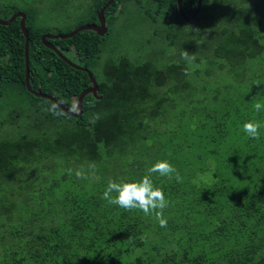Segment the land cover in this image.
I'll use <instances>...</instances> for the list:
<instances>
[{"label": "trees", "instance_id": "1", "mask_svg": "<svg viewBox=\"0 0 264 264\" xmlns=\"http://www.w3.org/2000/svg\"><path fill=\"white\" fill-rule=\"evenodd\" d=\"M211 1L217 11L208 24L200 17L208 6L203 0L189 22L179 17L176 0H113L103 12L102 37L82 31L46 40L97 85L100 98L83 97L78 118L25 90L18 19L0 26V98L21 93L30 108L24 116L11 110L5 122L0 116V264H264V128L258 140L242 131L248 120L264 123V111L254 110L256 102L264 104V44L255 33L259 7L249 0ZM106 2L87 0V13L74 29L96 25ZM195 4L180 0L183 14L189 17ZM127 6L149 24L147 43L157 45L141 60L115 55L106 43ZM16 12L25 16L28 86L77 113V97L90 85L87 74L40 43L43 34L71 30L37 27L30 7L0 8V19ZM183 51L195 60L182 59ZM103 52L109 61H100ZM96 114L99 119L90 123ZM20 116L32 129L52 130L36 137L5 132ZM137 141V150L128 149ZM114 158L122 160L105 179L100 173ZM159 159L183 177L177 183L153 175L170 202L166 228L101 198L110 179L138 180ZM56 162L69 188L59 198L52 192L60 183L50 174ZM89 175L99 178L90 190L74 188Z\"/></svg>", "mask_w": 264, "mask_h": 264}, {"label": "rangeland", "instance_id": "2", "mask_svg": "<svg viewBox=\"0 0 264 264\" xmlns=\"http://www.w3.org/2000/svg\"><path fill=\"white\" fill-rule=\"evenodd\" d=\"M249 3H254L259 7L256 13V16L261 21V26L258 27V31L255 29L256 35L259 37V42L264 44V0H249ZM204 5L207 8L201 12L200 17H204L206 23L210 24L211 20L213 19L214 13L217 11L215 5H212L211 0H203ZM8 5H14L16 8L20 7H30L33 9V23L37 25V27L48 28L53 33H57L60 30L62 31H72L74 30V26L76 23V19L83 17L87 13V0H0V8H5ZM1 16V15H0ZM199 22H195L197 24ZM202 20L200 22V27L203 26ZM149 24L144 23L138 16V14H134L130 6L126 7V11L122 15H118L116 17V21L111 29V32L106 40V43H109V47L113 50H116L113 54H127L128 58L132 60V58H136L138 60L144 59L147 56L151 55L156 48V44L153 42L147 43L151 41V31ZM214 24H212L213 26ZM56 35V34H55ZM63 35V33L58 34ZM157 44H160L157 43ZM167 50H160L157 47V51L159 53H168L171 51L170 48H166ZM262 54V53H260ZM69 58H72L70 55V51L68 52ZM114 56V55H113ZM110 54H105L104 52L100 54L99 59L101 62H107L110 59ZM159 65L160 61H156ZM258 72V71H256ZM96 73V72H95ZM233 77V75H231ZM29 100L22 95L21 93L15 94H5L0 98V116L1 119L5 120L8 119L9 112L13 109L21 111L24 114L30 112L29 108ZM183 106L177 107V110L174 109L171 111L172 115L174 116L176 112L181 109ZM19 117L15 120V122H11V124L5 126L6 129L10 130L15 135H20L21 133H28L33 136H40L42 135L43 130L47 128L45 126H40L39 128L32 129L29 125H27V121L23 117ZM170 120L175 123L177 121L175 118L172 119L171 114H168ZM27 120H31V118H26ZM41 128V129H40ZM43 129V130H42ZM47 130L51 131V128ZM138 141L128 146V149L137 150ZM147 148L146 146L142 147L141 149ZM133 150H128V152H134ZM122 159H113L108 164L104 166L105 171L101 172L100 175H104L106 179L108 176L112 177L115 174V166L116 164L121 161ZM79 165H75L78 167ZM119 166V165H118ZM39 167V168H38ZM60 169V170H59ZM40 166L37 165V172L36 176H38V181H41L40 175ZM47 170H42L43 173L47 172ZM61 166L60 162L54 163L52 166V170L50 174L53 176L55 180L58 181L57 187H53L52 195L56 198H59L62 192L67 188V184L63 183L64 181L61 180ZM42 174V173H41ZM98 176H90L86 182L77 181L74 188L77 190H90L92 187V182L97 179Z\"/></svg>", "mask_w": 264, "mask_h": 264}, {"label": "clouds", "instance_id": "3", "mask_svg": "<svg viewBox=\"0 0 264 264\" xmlns=\"http://www.w3.org/2000/svg\"><path fill=\"white\" fill-rule=\"evenodd\" d=\"M198 31V29H194ZM182 59L189 63L195 60V56H190L187 51L181 53ZM187 75L188 72L185 71ZM256 113L264 111V104L256 102L254 104ZM99 119V114L90 118V123H95ZM264 123L259 120H248L242 124L243 133L253 139L258 140L261 136V129ZM167 178L169 181L175 180L177 183L183 181L177 168L166 159H159L151 164L146 173L138 180L127 181L124 179L112 180L107 182V186L102 193V199L109 205L118 206L126 211L139 210L145 216L153 217L162 228L167 227V218L164 216V210L169 206V200L166 198L162 186L154 183L153 175ZM78 178H83L81 171L76 172ZM97 179H99L97 177ZM129 241L132 238L129 237Z\"/></svg>", "mask_w": 264, "mask_h": 264}, {"label": "water", "instance_id": "4", "mask_svg": "<svg viewBox=\"0 0 264 264\" xmlns=\"http://www.w3.org/2000/svg\"><path fill=\"white\" fill-rule=\"evenodd\" d=\"M113 0H107V2L104 4V6L98 11L97 15H96V21L97 24L93 25V24H84L81 25L77 28H75L74 30L70 31L67 34L64 35H50V34H44L40 36V43L43 47L51 50L61 61H63L66 65H68L69 67L75 69V70H79V71H83L87 74L88 80H89V88L83 90L77 97V101H76V111L77 113H73L71 111L66 110L61 104H59L58 102H56L52 97L46 96V95H42L39 93H35L33 92L30 87L28 86V68H27V46H28V36H27V31L25 28V16L24 14L20 13V12H16L14 14H12L8 19L6 20H1L0 19V26H7L9 25L14 19H18V26H19V30L23 36L24 39V43H23V57H24V87L25 90L33 95L36 98H42V99H46L48 101H51L52 103H54L61 111H63L66 115L70 116V117H74V118H78L81 115V101L83 99V97H85L86 95H91L92 97L99 99L100 97L97 96V92H98V88L97 85L94 81V79L92 78L91 74L84 68L75 66L73 63L69 62L68 60H66L61 53H59L57 50H55L51 45H49L46 40H65L68 39L72 36H74L76 33L78 32H82V31H91L93 33H95L97 36L102 37L105 33H106V28H105V22H104V18H103V12L104 10L112 3ZM201 1L202 0H196V4H195V9L193 11V13L187 17L183 14L182 10H181V5H180V0H176V10L177 13L179 15V17L181 18V20H183L184 22H189L191 20H193L196 15L198 14L200 5H201Z\"/></svg>", "mask_w": 264, "mask_h": 264}, {"label": "flooded vegetation", "instance_id": "5", "mask_svg": "<svg viewBox=\"0 0 264 264\" xmlns=\"http://www.w3.org/2000/svg\"><path fill=\"white\" fill-rule=\"evenodd\" d=\"M10 16H11V15H10ZM10 16H9V17H10ZM9 17H8V18H9ZM8 18H7V19H8ZM5 20H6V19H5ZM14 20H15V19H14ZM14 20H13V21H14ZM43 35H44V34H43ZM48 44H49V43H48ZM49 45H50V44H49ZM51 46H52V45H51ZM52 47H53V46H52ZM53 48H54V47H53ZM54 49H55V48H54ZM55 50H56V49H55ZM64 52H65V51H64ZM59 53H60V52H59ZM75 66H77V65H75Z\"/></svg>", "mask_w": 264, "mask_h": 264}]
</instances>
